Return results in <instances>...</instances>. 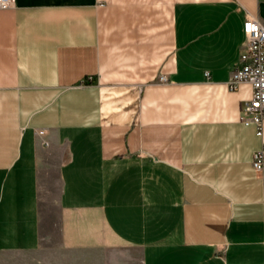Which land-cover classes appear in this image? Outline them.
<instances>
[{
	"label": "crops",
	"instance_id": "crops-1",
	"mask_svg": "<svg viewBox=\"0 0 264 264\" xmlns=\"http://www.w3.org/2000/svg\"><path fill=\"white\" fill-rule=\"evenodd\" d=\"M262 3L0 9V264H264V133L228 84Z\"/></svg>",
	"mask_w": 264,
	"mask_h": 264
},
{
	"label": "built area",
	"instance_id": "built-area-1",
	"mask_svg": "<svg viewBox=\"0 0 264 264\" xmlns=\"http://www.w3.org/2000/svg\"><path fill=\"white\" fill-rule=\"evenodd\" d=\"M15 0H0V9L10 8ZM246 41L239 61L235 64L228 82L232 89L241 83L252 86V95L242 108L241 118L246 123H255L257 133H264V20L249 18L245 21ZM253 166L256 171L264 170V148L253 155Z\"/></svg>",
	"mask_w": 264,
	"mask_h": 264
},
{
	"label": "water",
	"instance_id": "water-1",
	"mask_svg": "<svg viewBox=\"0 0 264 264\" xmlns=\"http://www.w3.org/2000/svg\"><path fill=\"white\" fill-rule=\"evenodd\" d=\"M261 16L264 18V3L261 5Z\"/></svg>",
	"mask_w": 264,
	"mask_h": 264
}]
</instances>
